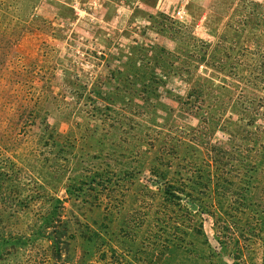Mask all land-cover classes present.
<instances>
[{
    "label": "rangeland",
    "instance_id": "obj_1",
    "mask_svg": "<svg viewBox=\"0 0 264 264\" xmlns=\"http://www.w3.org/2000/svg\"><path fill=\"white\" fill-rule=\"evenodd\" d=\"M0 212V264H264V0H0Z\"/></svg>",
    "mask_w": 264,
    "mask_h": 264
},
{
    "label": "trees",
    "instance_id": "obj_2",
    "mask_svg": "<svg viewBox=\"0 0 264 264\" xmlns=\"http://www.w3.org/2000/svg\"><path fill=\"white\" fill-rule=\"evenodd\" d=\"M101 187H104V186H101ZM170 189H171V187H168L166 194L170 193V192H169ZM168 190H169V191H168ZM24 205H25V204H24ZM1 216H2V215H1V212H0V217H1ZM50 219H51V217H44V218L41 220V222H43V224H47L48 222H50ZM0 225H1V223H0Z\"/></svg>",
    "mask_w": 264,
    "mask_h": 264
}]
</instances>
